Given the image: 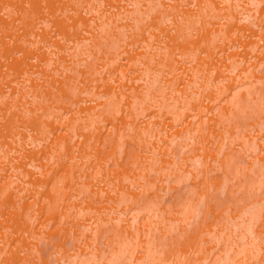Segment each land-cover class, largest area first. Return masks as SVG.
Masks as SVG:
<instances>
[{
    "label": "rangeland",
    "instance_id": "rangeland-1",
    "mask_svg": "<svg viewBox=\"0 0 264 264\" xmlns=\"http://www.w3.org/2000/svg\"><path fill=\"white\" fill-rule=\"evenodd\" d=\"M0 264H264V0H0Z\"/></svg>",
    "mask_w": 264,
    "mask_h": 264
},
{
    "label": "clouds",
    "instance_id": "clouds-1",
    "mask_svg": "<svg viewBox=\"0 0 264 264\" xmlns=\"http://www.w3.org/2000/svg\"><path fill=\"white\" fill-rule=\"evenodd\" d=\"M37 243L39 247L45 246L44 240H39Z\"/></svg>",
    "mask_w": 264,
    "mask_h": 264
},
{
    "label": "bare ground",
    "instance_id": "bare-ground-1",
    "mask_svg": "<svg viewBox=\"0 0 264 264\" xmlns=\"http://www.w3.org/2000/svg\"><path fill=\"white\" fill-rule=\"evenodd\" d=\"M240 13H241V15H245V14L243 13V11H240L239 14H240Z\"/></svg>",
    "mask_w": 264,
    "mask_h": 264
}]
</instances>
